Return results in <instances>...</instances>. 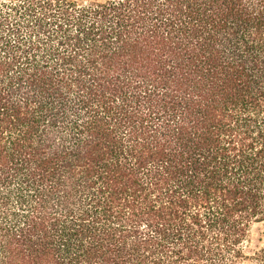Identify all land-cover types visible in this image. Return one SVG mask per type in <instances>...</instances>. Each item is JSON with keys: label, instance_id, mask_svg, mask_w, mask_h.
I'll use <instances>...</instances> for the list:
<instances>
[{"label": "trees", "instance_id": "16d2710c", "mask_svg": "<svg viewBox=\"0 0 264 264\" xmlns=\"http://www.w3.org/2000/svg\"><path fill=\"white\" fill-rule=\"evenodd\" d=\"M264 0H0V264H264Z\"/></svg>", "mask_w": 264, "mask_h": 264}, {"label": "rangeland", "instance_id": "374dc122", "mask_svg": "<svg viewBox=\"0 0 264 264\" xmlns=\"http://www.w3.org/2000/svg\"><path fill=\"white\" fill-rule=\"evenodd\" d=\"M88 2L91 0H78ZM105 1V0H98ZM264 240V222L254 224L249 232L247 242L244 245L245 254L248 256L253 255L263 243ZM240 264H250L248 261L241 262Z\"/></svg>", "mask_w": 264, "mask_h": 264}]
</instances>
